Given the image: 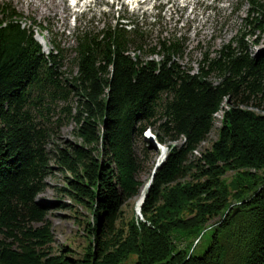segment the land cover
Segmentation results:
<instances>
[{"label": "trees", "instance_id": "16d2710c", "mask_svg": "<svg viewBox=\"0 0 264 264\" xmlns=\"http://www.w3.org/2000/svg\"><path fill=\"white\" fill-rule=\"evenodd\" d=\"M246 1L242 36L214 57L204 53L195 73L175 60L177 43L163 44L159 60L131 56L128 26L118 21L78 33L70 80L60 71L65 50L56 45L46 54L35 21L0 3V264H264V114L239 104L263 96L264 107V53L245 42L259 44L264 34V3ZM70 94L81 141L56 144L63 121H53L52 111ZM226 98L217 139L191 160ZM148 127L161 144L183 142L163 156L143 220L124 229L117 209L141 183L137 142L148 145ZM52 162L65 174L60 191L91 214L81 257L67 247L54 251L48 208L37 200ZM228 170L239 171L238 207L222 179ZM182 175L190 177L171 184ZM216 218L202 255L180 246Z\"/></svg>", "mask_w": 264, "mask_h": 264}, {"label": "rangeland", "instance_id": "374dc122", "mask_svg": "<svg viewBox=\"0 0 264 264\" xmlns=\"http://www.w3.org/2000/svg\"><path fill=\"white\" fill-rule=\"evenodd\" d=\"M31 1L33 0H0V3H12L24 16L23 21L27 23L32 19L35 21V36L39 40L41 37H45L47 45L44 46V50L46 52L55 48V44L65 50L60 71L62 77L69 80L77 73L74 49L77 45L76 38L81 31L96 32L107 25H116L119 18L125 16V22L130 21L128 36L132 40L128 53L131 56L138 54L143 60H159L162 57V52L165 51L162 47L163 44L167 46L177 43L180 50L175 54V60L195 73L204 53L214 57L224 44L242 36L245 30L243 19L249 8L246 0H149L142 3L123 0V4L117 6L111 5L110 0H94L93 2L81 0L78 7L72 6L70 4L72 2L67 0V4L72 8L65 13V16H59V18L53 15V7L46 9L44 5L59 3L61 0H35V6L39 7L33 6ZM261 1L264 3V0ZM153 5L154 7H152ZM253 39L250 36L245 37L250 51L254 54L264 53V34H260L258 37L259 44H255ZM210 79L218 81L216 75H211ZM262 101L263 96L251 98L249 102L239 104L244 108L264 114ZM77 106L78 100L74 94L56 102L52 111V120L60 118L63 123L56 132L54 143L81 141L75 133L76 122L73 119L77 112ZM226 108H228L227 98L214 114L212 128L190 155L191 160L197 158L217 139ZM151 131L154 135L157 134L153 127H151ZM148 142L147 146L141 140L137 142V151L144 159V170L139 174L141 183L132 195L120 202L117 209L119 211L117 226L124 227V229L127 228L128 222L131 220L136 222L143 220L141 210H139L141 199L147 195L160 163L164 162L161 161L163 156L166 157L169 154L170 147L180 146L183 139L167 140L163 143L164 145H156L154 139ZM51 147L52 144H49L48 148ZM166 149L169 150L168 153H166ZM52 164L54 167L56 166L55 163L52 162ZM238 172V170H228L222 176L231 194V207L240 205L239 199L234 196L237 193L234 183ZM189 177V175L179 176L173 179L171 184L176 181H186ZM65 183V174L55 167L52 173L46 177V187L37 196V200L48 208L54 251L58 252L67 247L73 257H81L89 243L85 226L91 219V214L60 191ZM217 219L208 221L198 237L183 240L180 246L189 249V254L202 255L210 244L212 228Z\"/></svg>", "mask_w": 264, "mask_h": 264}, {"label": "bare ground", "instance_id": "6f19581e", "mask_svg": "<svg viewBox=\"0 0 264 264\" xmlns=\"http://www.w3.org/2000/svg\"><path fill=\"white\" fill-rule=\"evenodd\" d=\"M35 0H33V1H31V3H32V5L33 6H35L36 4V2H34ZM70 2H72L73 0H69ZM90 2H93L94 0H89ZM40 2V1H39ZM131 2V1H130ZM133 3H135L134 1H133ZM40 4V3H39ZM54 4V5H53ZM46 3L44 6H45V8L46 9H48V8H50V7H53V10H54V13H53V15L54 16H56V17H59V16H65V13L66 12H68V11H70L71 10V6H69L68 4H67V0H61V2H59V3ZM71 4V3H70ZM138 5H139V3H138ZM35 7H39V6H35ZM74 8V7H73ZM40 10H41V6H40ZM42 12V11H41ZM51 12V11H50ZM60 18V17H59ZM63 18V17H62ZM41 41H42V43L44 44V46H46L47 45V42H46V39H45V37L43 36V37H41ZM144 134H145V136L144 137H146L147 139H149V140H153L154 139V141H155V143H156V145H163V144H161V143H159L158 142V140H157V136L156 135H154V133H152V131H151V127H148L145 131H144ZM169 151V150H168ZM168 151H167V149H166V153H168ZM167 157V156H166ZM166 157H164V158H166ZM164 161V160H163ZM153 182V181H152ZM152 184V183H151ZM145 200V199H144ZM144 200H143V198H142V202H144ZM142 204L143 203H141V205H140V209L139 210H141V206H142Z\"/></svg>", "mask_w": 264, "mask_h": 264}, {"label": "water", "instance_id": "95a60500", "mask_svg": "<svg viewBox=\"0 0 264 264\" xmlns=\"http://www.w3.org/2000/svg\"><path fill=\"white\" fill-rule=\"evenodd\" d=\"M160 165H161V163H160ZM160 165H159V166H160ZM159 166H158V167H159ZM158 167H157V168H158ZM150 186H151V184H150ZM145 197H146V195H144L143 200L145 199ZM141 203H143V202H141Z\"/></svg>", "mask_w": 264, "mask_h": 264}]
</instances>
